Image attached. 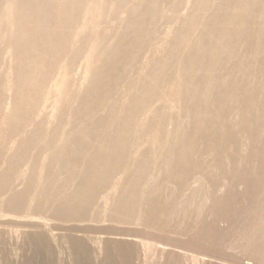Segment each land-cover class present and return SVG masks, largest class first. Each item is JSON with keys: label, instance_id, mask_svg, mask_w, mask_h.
Wrapping results in <instances>:
<instances>
[{"label": "bare ground", "instance_id": "obj_1", "mask_svg": "<svg viewBox=\"0 0 264 264\" xmlns=\"http://www.w3.org/2000/svg\"><path fill=\"white\" fill-rule=\"evenodd\" d=\"M178 1L0 0V43L8 42L14 55L3 85L5 90L12 92L11 100L8 99L14 115L9 125L24 128L35 113L38 116L42 109L51 105L49 121L43 123L40 131L45 135V142L54 149L52 158L59 161L57 168L68 179L80 180L71 184L74 189L58 202V215H63L66 209H72L74 216L86 214L89 207L97 203V189L103 186L111 192L104 198L111 203L105 211L111 214L114 222L131 215L137 221L153 220L157 217L158 198L164 197L170 200L166 209L170 218L187 220L193 216L195 222L204 220L205 213L214 207L233 205L243 215L237 212L228 219L225 237L230 235V244L239 254L264 264V171L260 172L261 163L264 164L261 150L264 144V0H205L202 5L200 0H185L195 10L186 23L191 19L197 21L185 32L166 33L167 38L185 48L184 62L182 59L177 63L167 86L156 79L164 75L162 69L152 73L136 89L128 87L121 91L123 99L128 100L125 110L120 111L121 105L110 99V93L118 90V82L125 84L131 74L127 66L139 32L157 13L152 30V35H157L158 21L168 16L178 18ZM166 3L170 7L163 11L161 8L167 6ZM121 7H126L121 27L111 36L92 38V43L84 48L88 63L101 51L106 58L93 71L86 70L82 74L83 81L89 82L75 93L64 113L61 107L70 94L67 70L59 67L56 79L45 86L44 56L39 51L46 46H58L62 27L72 33L74 42L93 36L97 29L106 27L103 23L107 16L113 14L114 19L120 20ZM114 19L109 20L113 22ZM32 20V25L22 26ZM152 103L155 106L151 107ZM138 109H148L145 119L133 117ZM158 109L165 115L160 121L155 119ZM61 118L66 120L64 129L53 128L54 121ZM145 129L148 136L144 140ZM148 153L153 157L145 165L140 157ZM80 158H84L82 163ZM220 162L229 167V177L241 176L242 170L248 167L251 175L242 173V177H259L255 187H248L246 182L247 187H242L240 183L238 190L244 191L243 201L237 200L231 187L228 189V175L215 178ZM138 163L140 172L128 179L130 174L124 173ZM198 167L202 170L195 172ZM42 169L37 179L30 180L34 188L24 192L31 202L37 196ZM24 177L21 174L17 179ZM161 178L166 182L161 183ZM213 179L219 180L215 189L211 185ZM122 180L128 181L122 186L118 184ZM9 195L8 202L15 203L21 194L10 191ZM16 218L9 222L17 221ZM219 221L221 225L225 223L222 219ZM73 236L69 242L70 264H92L91 249ZM28 238L34 246V254L52 252L46 243L54 238L44 229L31 232ZM100 240L93 242L103 254L100 264H134L136 259L141 260L138 251L133 250V242ZM140 246L146 257L158 251L149 243ZM190 259L194 264L198 262L195 257Z\"/></svg>", "mask_w": 264, "mask_h": 264}, {"label": "rangeland", "instance_id": "obj_2", "mask_svg": "<svg viewBox=\"0 0 264 264\" xmlns=\"http://www.w3.org/2000/svg\"><path fill=\"white\" fill-rule=\"evenodd\" d=\"M204 1L205 0H200L199 2L198 0L201 5L205 3ZM166 4L168 5H163L161 8L162 10L164 9L163 11L168 10V8L170 7L169 3ZM137 7H139V5H137ZM123 8L125 9L126 7L119 8V12L117 10L118 14L121 17L120 20L114 19L115 17L113 16V14H111L112 16L109 15L110 18L113 17L114 19L113 22H111L109 20V16H107L109 19L106 17L107 20H105V22L103 23V25L106 24V27L104 25L101 27L102 29H97L98 32L93 34V36H88L84 39L81 38L79 39V41L74 42L71 39L72 33L70 34L62 27L60 29L63 30L59 31L61 32L59 36H62V40L58 44V46H46L43 48V50L41 49V51H39L40 54H43L44 56L42 68L44 71V81L46 80L45 86H48L53 80L56 79L59 67L63 66L64 69L67 70L68 74L66 82L68 88L70 89V94L66 97V100L61 107V110L64 113H66L67 105L73 101L75 93L79 92V90H81L83 87H86L89 82L87 80L85 81V84L82 78V74H84L86 70L93 71L106 58L104 52L101 51L100 53H103L102 55L99 53L95 60L88 63L87 56L85 55L86 52L83 51L84 48L89 43H92L90 41L92 40V38L96 39L97 37L100 38L102 36H111L115 32V30L121 27V19L125 18L126 15L123 11ZM59 9L63 10V8ZM194 11V7L187 4L185 0H179L178 18L168 16L166 19H162L160 20V22L158 21L156 26L158 30L157 35L159 34L158 36H153L154 34L152 31L154 30L153 26L154 22L156 21L157 13L152 15L150 24L144 30H141L139 32L136 38L137 43L135 42V47L132 55L130 56L131 59L127 66V72L131 74L126 80L125 84L118 82V90L110 93V99H112L111 101H116L117 104L121 105L119 106L120 111L125 110L126 106L128 105V100L123 99V97L121 96L122 92H124L128 87H131L130 90L136 89L141 82H143L155 71L159 72L162 69L165 70L164 75L160 76L159 78L156 77V79H160V83L167 86V82L172 78V75L175 72V66L180 60L183 59L182 53L185 51V48L179 45V43L170 40V37L167 38L166 33L169 34L175 32L176 30L178 32H185L187 30V27L192 26L190 24H194V22L197 21L196 19L192 20L190 18V23H186V20H188L189 18L188 16L194 13ZM176 23L178 25H175ZM32 24L33 20L32 22L24 23L22 26L26 28L28 25ZM50 27L53 28L54 24L51 23ZM56 28L58 29V27ZM162 34L164 37L162 36ZM162 37L164 38L165 42ZM159 46L161 47L159 48ZM7 51L9 53H7ZM145 55H147V57H144ZM143 58L145 59L143 60ZM12 60H14V55L11 50L10 44L8 42L0 43V191H2L0 193V264H41V262L43 263L46 261H50L52 262V264H70L69 242L72 238V235H74L73 238H77V240L79 239V242L81 241L83 245L88 246V248L91 249L90 257L92 264H100L103 259V254L98 252L97 245L95 243L93 245V242L95 240L100 239L101 242H105V240L113 242L121 241L131 244L133 242L132 246L134 252L138 251V255H141V260L136 259L134 264H138V262H141V264H192L193 261L190 259L191 257L196 258V261H198L195 262L196 264H257V261H254V258L252 259V257L246 256L242 253L239 254L238 250L234 249L233 245L230 244L232 242L230 235L226 237L224 235L226 225L229 224L228 219L233 218L232 216L235 215V213L237 214V212L239 216L243 215V213L240 212L241 210L238 211L239 208L235 209L233 205L224 208L214 207L205 213L204 220L202 219L195 222L192 219L193 216L187 220L186 218H170V216H168L166 212L167 207H169L170 205V200L168 201L167 199H164V197L158 198L159 207L157 211V217H155V219L153 220L148 219L150 222H148L147 219H144L143 221H137L134 215L126 217L123 216L120 222H114V220L111 218V214L105 211V208H108L111 203L109 201L107 202L104 198L108 197L111 192L108 188L103 186L97 189V203L91 205L86 214L74 216L71 215L72 209H66L63 215H58V213L56 212L58 202L63 199L66 194L70 193L74 189L71 184H77L78 182H80V180L68 179L57 168V163H59V161L57 162L56 159L54 160L52 158L54 149L50 148L47 141L45 142V135L40 131L41 127L49 121L48 118L49 115H51L50 113L52 111V108H50V104H48L46 108H44L45 110L42 109L38 116L35 113L29 120V124H27L26 127L23 128L21 126L15 128L9 125V122L14 115V110L10 106L12 92L5 90L3 85L6 82V74L10 68V63ZM182 61L184 62V59ZM123 85L125 86L123 87ZM154 104L152 103L151 107L155 106ZM47 109H49L50 111ZM148 109L136 110L137 115L133 114V117H135L136 119L138 118V120L145 119V114L147 113ZM156 111L155 112L157 115L155 119L157 121L163 120L165 118V115L163 112H161V109H158ZM54 122L55 123L53 125V128L61 129L65 126L66 120L61 118L55 120ZM142 135H144V140L147 139L148 133L146 129L143 131ZM263 149L264 144L261 147L262 152H264ZM149 154L151 153L145 154V157L144 155L140 157V160H142L143 163L145 162V165H147V163L152 160L153 156ZM83 160L84 158H80L79 162L82 163ZM41 161L43 163H41ZM261 164L262 165L260 168V172L262 174V171H264V164ZM39 167H41V169L43 168V174L42 178L40 179V186L38 188L39 191L37 190V196L31 202L30 196L26 195L24 192H26L27 190L31 191V189L34 188V182L31 183L30 180L34 181V179H37L39 177L41 170ZM227 167L228 166L226 164L220 162L218 166V176H216L215 178L227 176L228 172H230L228 171L229 167ZM140 170V164L138 163V165L131 167L130 171L128 170L124 174L129 173L130 175L127 176V178L130 179L132 177H135V175L137 176ZM201 170L202 168L198 167L196 168L195 172H199ZM250 172L251 169L248 167L247 169H245V171L242 170V172L240 173L241 176H239L240 178L237 176L229 177L228 175V189L231 187L230 190L236 192L233 193L238 201H243V198H245L244 191L242 192L241 190H238L241 185L240 183H242V187H247V185L248 187H255L259 184V177L254 176L251 179H247L245 176L242 177L244 173H246L247 176H250ZM21 174H24L25 177L18 180L17 177ZM127 181L128 180H122L118 184L123 186ZM82 182L85 183L84 181ZM165 182L166 179L161 178V183ZM245 182L247 183V185ZM211 185L215 189V185H219V180L213 179L211 181ZM10 191L21 194L19 195L20 197L18 196V202H16L15 200V203L8 202ZM237 191L240 193H237ZM221 199L223 200V198ZM221 199L219 201H222ZM103 212H105L106 215ZM165 216H167L168 218ZM14 217H17V221H13V223H10L12 221V218L14 219ZM218 218L225 221V223H222L221 225ZM33 226H35V228ZM43 229L45 230V232H49L54 238H49L46 243V245L48 244L47 246H49L48 248H50L52 252L50 254L41 253L36 255L33 253L34 246L32 243H30L28 236L31 232L36 233L38 232V230L40 232ZM221 233L223 234V237ZM223 238L229 240V242L225 241V239L223 240ZM141 243H149V245L155 246L158 251L154 255L148 254V256L146 257L145 254L143 255L141 253L142 247H138L139 245H141ZM94 250L96 252H93Z\"/></svg>", "mask_w": 264, "mask_h": 264}]
</instances>
